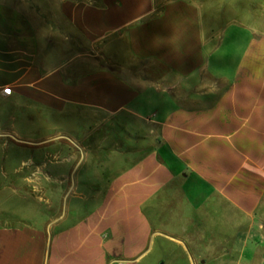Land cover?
<instances>
[{
    "label": "crops",
    "instance_id": "obj_1",
    "mask_svg": "<svg viewBox=\"0 0 264 264\" xmlns=\"http://www.w3.org/2000/svg\"><path fill=\"white\" fill-rule=\"evenodd\" d=\"M210 1L0 0L13 173L72 184L0 215V264H264V31Z\"/></svg>",
    "mask_w": 264,
    "mask_h": 264
},
{
    "label": "rangeland",
    "instance_id": "obj_2",
    "mask_svg": "<svg viewBox=\"0 0 264 264\" xmlns=\"http://www.w3.org/2000/svg\"><path fill=\"white\" fill-rule=\"evenodd\" d=\"M207 5L208 7L215 6L217 12H219L218 7L224 9L231 24L234 25L230 26L229 32L231 33L236 30L235 26L254 28L258 32L264 31V0H215V2L211 0ZM1 109H3V105L0 103ZM2 117L3 115L0 114V215L8 217L9 220L19 219L17 221L19 225L22 224L20 221L23 218L34 216L37 218V222L45 223L51 220V215H54L58 203L57 200H46L45 198L51 197L50 195L53 194L65 193L67 185L72 187V184L69 182L68 184H48L43 176H60L65 174L66 169L41 168L33 165L22 167L18 173L14 174L15 169L23 166V163H27L31 153L30 147H33L29 145V142L33 138L22 136L21 131H18L19 135L11 134L6 129L8 127H4ZM72 123V129H76L77 122L72 121ZM39 126H42V123ZM34 128L44 130V128L37 127L36 124ZM22 130L23 135H28L31 131L30 125L26 128L22 127ZM70 153L72 156L75 155L73 151ZM62 155H65V152L59 151L53 159H60ZM73 157L74 161L79 158L76 155ZM75 175L73 167H70L68 178L74 179ZM77 177H81V167ZM61 212L62 210H59L57 215L52 218L59 217Z\"/></svg>",
    "mask_w": 264,
    "mask_h": 264
},
{
    "label": "built area",
    "instance_id": "obj_3",
    "mask_svg": "<svg viewBox=\"0 0 264 264\" xmlns=\"http://www.w3.org/2000/svg\"><path fill=\"white\" fill-rule=\"evenodd\" d=\"M7 92V91H6ZM125 264H129V263H125Z\"/></svg>",
    "mask_w": 264,
    "mask_h": 264
}]
</instances>
